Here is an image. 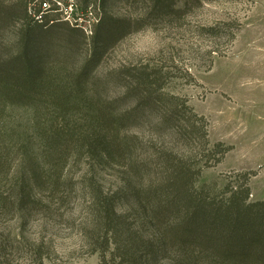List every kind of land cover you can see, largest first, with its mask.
<instances>
[{
	"label": "rangeland",
	"instance_id": "374dc122",
	"mask_svg": "<svg viewBox=\"0 0 264 264\" xmlns=\"http://www.w3.org/2000/svg\"><path fill=\"white\" fill-rule=\"evenodd\" d=\"M91 1L105 26L123 28L119 39L105 43L89 86L120 132L121 150L107 156L96 142L85 141L66 151L52 171L38 152L15 148L0 173V264H100L98 254L89 255L91 234L98 239L99 228L90 205L99 195L120 216L119 246L133 241L142 264H255L229 258L237 241L212 237L216 226L196 233L159 179L184 165L201 171L192 190L210 196L212 207L230 183H248L249 203L264 200V0ZM60 2L59 11L42 13L56 22L51 27L67 20L65 3L82 8V0ZM26 3L32 13L40 9L39 0H0L5 57L30 35L18 19ZM94 17L79 10L66 22L85 34L81 27ZM34 35L38 60L63 64L68 72L93 53L91 38L63 26ZM153 73L159 77L145 87L153 97L144 100L135 82ZM187 106L207 124L208 144L204 122L193 133L188 129L196 121ZM170 108L177 114L161 121ZM219 143L231 151L216 164ZM108 260L119 264L110 255Z\"/></svg>",
	"mask_w": 264,
	"mask_h": 264
},
{
	"label": "trees",
	"instance_id": "16d2710c",
	"mask_svg": "<svg viewBox=\"0 0 264 264\" xmlns=\"http://www.w3.org/2000/svg\"><path fill=\"white\" fill-rule=\"evenodd\" d=\"M42 1L39 0L40 9L35 13L29 10L27 3L20 9L18 19L22 23V29L27 28L30 32L27 37H21V49L6 57L0 54V173L8 167L7 162L15 148H19L26 155L38 152L52 171H56L63 154L76 144L96 142L107 156H114L116 151L120 152L122 146L119 141L120 132L110 123L108 112L100 106V102L89 89L92 72L98 67L97 58L103 53L106 42L122 36V26L114 24L110 28L101 19L98 29L91 37L90 43L94 46L92 55L79 70L68 72L63 64L53 66L49 62L38 60V44L34 33L45 28L50 32L63 26L72 35L80 33L83 40H88V37L79 30L78 24L73 29L66 21L57 22V26L51 27V22L52 25L56 22L49 20L48 14H42ZM96 9L91 0H82V8H77L73 15L77 16L80 10L83 17L89 18L91 10L96 13ZM152 77H159L158 73L143 74L135 82L134 91L140 89L145 95H142L144 100L153 97V93L145 88L148 84L152 86L148 82ZM186 109L196 121L193 124L189 121L188 129L193 133L199 130L198 121L204 122L202 129L208 144L207 124L188 106ZM177 112L174 108L166 109L161 121L172 120ZM192 133L189 132L190 135ZM214 149H218L215 150L216 153H221L216 164L231 151L230 147L221 143ZM211 155L206 156L208 160ZM208 166L212 165L207 162L206 167ZM200 174L201 171L193 172L184 165L177 166L166 177L159 179V186L173 200L183 205L191 224L196 225V233L216 226L212 230V237L224 235L226 244L230 240L237 241L238 250L229 257L234 262L264 264V200L249 203L251 190L248 183L240 187L230 183L223 193V200L212 207L210 196L203 197L193 191ZM169 203L164 205L169 207ZM90 208L93 223L99 228L96 231L98 239L91 234L90 245L94 248L89 255L98 254L100 264H109V255L113 257V262L118 260L119 264H142L139 250L133 247V241L125 243L123 248L119 246L116 239L120 230L115 219H120V216L107 198L103 195L96 196ZM210 209L211 212L208 211ZM100 239L103 242L100 243Z\"/></svg>",
	"mask_w": 264,
	"mask_h": 264
},
{
	"label": "built area",
	"instance_id": "2783aa9c",
	"mask_svg": "<svg viewBox=\"0 0 264 264\" xmlns=\"http://www.w3.org/2000/svg\"><path fill=\"white\" fill-rule=\"evenodd\" d=\"M56 4L58 5L57 7H52L51 4L47 1V0H43L41 2V6H42V10L43 11H59L60 7H62V3L60 2V0H56ZM65 10L68 13V18L65 21H70V18L74 17L73 13L74 11L77 9V7H75V3L71 2V3H65L64 6ZM94 10H91L89 16H95L94 19L92 20L90 18V20L88 21V25L81 27L83 29V31L85 32V34L87 35V37L91 38L94 36L95 34V29L96 27L99 25L101 18L96 15ZM42 22V20L40 21Z\"/></svg>",
	"mask_w": 264,
	"mask_h": 264
}]
</instances>
